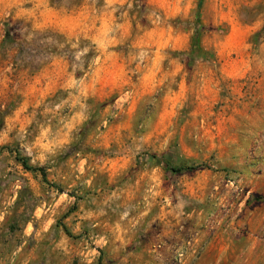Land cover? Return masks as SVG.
I'll list each match as a JSON object with an SVG mask.
<instances>
[{"label":"rangeland","instance_id":"obj_1","mask_svg":"<svg viewBox=\"0 0 264 264\" xmlns=\"http://www.w3.org/2000/svg\"><path fill=\"white\" fill-rule=\"evenodd\" d=\"M0 264H264V0H0Z\"/></svg>","mask_w":264,"mask_h":264},{"label":"trees","instance_id":"obj_2","mask_svg":"<svg viewBox=\"0 0 264 264\" xmlns=\"http://www.w3.org/2000/svg\"><path fill=\"white\" fill-rule=\"evenodd\" d=\"M191 51H199V41H198V38H193L192 40V43H191ZM15 159L16 161L23 167L24 170L26 171H29V172H33V173H38L43 181H46V178H45V173L43 172V170L41 168H37V167H34V166H31L27 159L20 156L18 153L15 155ZM198 166H185V167H180V168H171V170L173 172H177V171H182V170H188V171H193L195 169H197Z\"/></svg>","mask_w":264,"mask_h":264}]
</instances>
